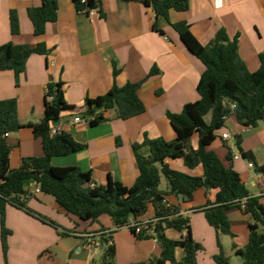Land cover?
<instances>
[{
	"label": "crops",
	"instance_id": "crops-1",
	"mask_svg": "<svg viewBox=\"0 0 264 264\" xmlns=\"http://www.w3.org/2000/svg\"><path fill=\"white\" fill-rule=\"evenodd\" d=\"M56 4V21L46 25L44 34L36 36L27 9L39 7L40 0H0V49L6 45L35 47L42 44L50 50L47 56L31 55L22 72L18 68L0 72V101L15 99L19 123L24 126L38 124L44 116L47 83L50 80L61 83L64 101L74 109L62 112L53 125H60L62 132L69 134L84 148L65 157L52 158L51 165L77 167L82 172H90V188L92 185H106L108 177L124 187H131L138 176L133 144H140L145 138L174 141L175 133L167 113L178 114L186 104L199 99L196 86L204 66L184 47L169 23L189 24L191 33L203 46H207L220 29L230 39L238 35V56L249 73L259 68V57L264 54V0H187L186 11H169V23L162 19L157 21L158 31L152 29L155 20L153 11L139 3L94 0V12L90 16L76 13L72 0H56ZM10 11H15L18 17L20 32L16 35L10 33ZM153 68L158 73L148 78L138 90V97L145 108L143 114L120 120L116 118V112L110 110L104 113L107 118L104 123L88 126V120L83 117L86 99L106 94L113 84L122 87L127 83L140 82ZM114 69L117 71L115 77ZM75 117L84 122L72 124ZM222 134H227L229 139L223 140ZM236 137L240 138L241 150L252 154L253 165H264V120L255 128H245L230 115L224 119L223 127L210 145L224 164L239 175L250 196L258 197L264 205V177L257 174L254 168H248L242 158L233 159V156H241ZM117 139L120 146L116 144ZM6 140L12 147L9 157L11 169L18 168L23 158L43 155L40 139L35 138L28 127L9 133ZM189 142L193 147L190 148L196 150L197 133L190 136ZM141 152L147 155L145 149ZM228 154L231 161L226 162ZM164 163L190 177L203 175L201 165L188 168L182 159H167ZM35 187L32 182L25 184V190L31 194L27 208L32 215L7 206L4 218L5 225L13 219L25 221L22 224L34 244V256L49 253L53 241L57 244L61 241V233L64 237L73 236L81 249L94 252L95 248L102 250L100 242L103 235L113 232L112 243L118 258L122 245L116 232L121 229H114L107 215L100 216L96 223L80 222L60 211L51 196L35 192ZM216 194L217 190L200 188L188 202L167 194L163 203L166 209L175 210L189 220L188 228L183 232L166 229L163 231L165 237L180 240L190 233L192 239L202 246V252L196 256L197 264H213V256L218 251L214 228L207 223L203 212L195 211L212 205ZM226 217L233 236L219 235L218 240L228 263L236 264L235 258L239 257L235 255V250L246 246L252 220L238 209L229 210ZM38 218L56 225L51 226L56 234L52 242L48 240L49 230H52L50 225ZM151 219H155V211L152 205H148L146 213L137 220ZM8 229L11 233V229L16 230L14 225ZM150 240L134 242L131 264H168L161 259L158 243ZM14 250L11 243L4 256L0 242V264L30 263L24 261L27 254L32 256V248L26 249L22 260L18 257L22 252L17 248L16 252ZM80 250L77 248L76 252L79 254ZM181 257V250L176 249V261H180ZM88 261L89 256L84 264Z\"/></svg>",
	"mask_w": 264,
	"mask_h": 264
},
{
	"label": "trees",
	"instance_id": "trees-1",
	"mask_svg": "<svg viewBox=\"0 0 264 264\" xmlns=\"http://www.w3.org/2000/svg\"><path fill=\"white\" fill-rule=\"evenodd\" d=\"M139 3L150 8L154 13L152 29L158 31L157 21L162 19L169 23L168 13L184 12L187 0H122ZM76 13L94 8V0L82 4L81 0H72ZM27 16L33 27V34L38 36L45 32L47 24L57 19L56 0H40V6L27 9ZM10 33L19 34V21L15 11L9 14ZM169 25L178 34L184 47L204 66L196 92L199 99L186 104L180 113H167L170 126L175 133L172 142L158 138H145L140 144H133L132 150L138 169V176L131 187H124L108 177L104 186L89 187L90 172H82L77 167H53L54 157H65L81 151L84 146L75 142L67 133L51 135L50 127L59 120L62 112L73 110L65 101L62 84L51 80L46 85L44 116L38 124L22 125L17 115L15 99L0 101V242L3 255L7 251V236L10 231L5 228L4 218L7 206L15 207L32 215L27 208L31 194L25 190V184L32 182L39 187L40 193L51 196L58 209L80 222H94L100 216L107 215L116 229L127 224L129 219H139L152 205L155 218L158 244L161 247V259L168 264H197L196 256L202 247L196 243L190 233L180 240L167 239L163 233L166 229L183 232L188 228V218L178 215L175 210L163 206L167 194L190 201L197 189L217 190L215 202L195 211L203 212L207 223L214 228L217 237V253L213 264H229L219 244V235L233 236L226 212L231 209L241 210L249 215L248 241L244 249L235 250L241 264H264V205L258 197L250 196L239 175L224 164L216 151L210 148L216 139V133L223 127L224 119L233 115L237 123L245 128H255L264 120V54L259 57V68L249 73L238 56V35L230 39L220 29L214 39L203 46L190 31L186 22ZM50 50L42 44L35 47L27 45H6L0 49V72L18 68L21 72L28 58L33 55L47 56ZM158 73L153 68L149 75L137 83H127L122 87L115 84L104 95L84 101V119L88 126L95 127L104 123L106 111L114 110L116 118L128 120L145 112L138 97V90L148 78ZM114 77L117 71H113ZM50 98V100H49ZM231 105L234 107L231 108ZM210 120L205 123V117ZM24 127L31 129L35 138L40 139L43 155L21 159L20 166L10 168L9 157L12 147L7 143V135ZM198 135V147L189 146L190 136ZM236 146L242 159L253 161L252 154L240 148V138L236 137ZM120 146V140H116ZM147 155L142 154V150ZM167 159H182L186 167L201 165L203 175L190 177L174 171L164 163ZM231 161V155L225 157ZM254 171L264 177V165L254 166ZM164 177L168 192L159 190L160 178ZM244 201V202H243ZM241 203H244L242 208ZM41 222L52 227L56 225L45 219ZM132 233L133 231L130 230ZM113 232L103 235L100 242L105 245L102 250L101 264H113L116 250L112 243ZM134 234V233H133ZM64 236V233L60 234ZM137 239L150 237L135 235ZM110 242V244H109ZM180 249V261L175 259V251ZM155 264V263H148Z\"/></svg>",
	"mask_w": 264,
	"mask_h": 264
},
{
	"label": "rangeland",
	"instance_id": "rangeland-1",
	"mask_svg": "<svg viewBox=\"0 0 264 264\" xmlns=\"http://www.w3.org/2000/svg\"><path fill=\"white\" fill-rule=\"evenodd\" d=\"M88 119L89 118L85 120L87 121ZM204 120H205V123H208L209 117L206 116ZM189 146L193 148L191 145V142H189ZM235 152L237 151L235 150ZM159 190L163 193H167L168 188H167V183L164 177L160 178ZM102 217H107V216L104 215ZM97 221L98 220L94 221V223H96ZM22 223H25V221L13 219L12 221H8V223L5 225V228L8 231H10L8 228L11 225H14L16 228V230L11 229V231L13 230L12 231L13 234L10 232V235L7 236L6 241H7V248L12 243L13 247L15 248L14 250L15 252H16V248L18 249V251L22 252L21 256L17 254L19 259L22 260L23 258H25L26 249L28 248L33 249V254H31L33 257L32 256L30 257L27 254V257H26L27 260L24 261L25 263L30 262L29 264H36V263L37 264L39 263L40 264H84V261L89 256L90 261H88L87 264H101L100 252L104 249L105 245H102V250H99V248H95L94 252L93 251L90 252L88 249H81V246L78 245L77 240L73 236L64 237L61 235H59V238L61 239V241L57 244V241L56 242L53 241L55 239L54 235L56 234L53 232V228L51 226H49V228L52 230H49L50 234H49L48 240H50V242L53 241L54 243L50 245L49 253H44V255L43 253L42 255L40 253L34 256V244L31 242L29 232L28 231L25 232V229L23 227L24 225ZM114 229L116 228L114 227ZM260 232L264 235V227H260ZM116 233H117V240L122 245V248H120L118 258L115 257L113 264H131L132 254L134 250V242L135 241L149 242L148 240L151 239V238H148V239L137 240L136 237L134 236L135 233L133 234L130 230H127V229H121ZM158 245H159L158 248H160L161 250L160 244ZM77 248L79 250L81 249L79 254L76 252ZM235 263L241 264V259L235 258ZM132 264H137V263H132Z\"/></svg>",
	"mask_w": 264,
	"mask_h": 264
},
{
	"label": "built area",
	"instance_id": "built-area-1",
	"mask_svg": "<svg viewBox=\"0 0 264 264\" xmlns=\"http://www.w3.org/2000/svg\"><path fill=\"white\" fill-rule=\"evenodd\" d=\"M87 2H88V0H81L82 4H86ZM93 12H94L93 9H86L85 11L80 12L78 14H84V15L90 16L93 14ZM49 100H50V98H49ZM233 107L234 106L231 105V108H233ZM82 122H84V120L81 119L80 117H75L72 119V124H79ZM49 133L53 136L62 133L60 125H52L50 127ZM221 138L223 140H228L229 136L227 134H222ZM240 158H242V157L241 156H233L234 160H237ZM245 161H246L248 168H250V169L254 168V165L251 161H248V160H245ZM35 186H36L35 192H39L40 191L39 187L36 184H35ZM92 187H94V186L92 185ZM241 206H242V208H244V203H241ZM158 221H159L158 218L151 219V220H144V221H138V220L131 218L128 220L127 224L124 225L123 227H121L120 229L132 230L133 233H135V235H142V236L150 237L154 243H158L157 230L155 227V225L158 223Z\"/></svg>",
	"mask_w": 264,
	"mask_h": 264
}]
</instances>
